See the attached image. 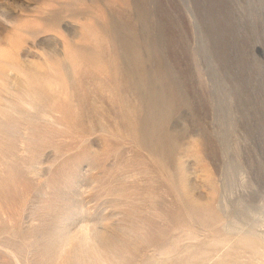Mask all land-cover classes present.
Wrapping results in <instances>:
<instances>
[{
    "label": "rangeland",
    "instance_id": "obj_1",
    "mask_svg": "<svg viewBox=\"0 0 264 264\" xmlns=\"http://www.w3.org/2000/svg\"><path fill=\"white\" fill-rule=\"evenodd\" d=\"M0 264H264V0H0Z\"/></svg>",
    "mask_w": 264,
    "mask_h": 264
},
{
    "label": "bare ground",
    "instance_id": "obj_2",
    "mask_svg": "<svg viewBox=\"0 0 264 264\" xmlns=\"http://www.w3.org/2000/svg\"><path fill=\"white\" fill-rule=\"evenodd\" d=\"M142 128V127H141ZM146 131V130H145ZM144 134H148V133H144ZM143 134V135H144ZM148 138V137H147ZM149 142V141H148ZM144 143V142H143ZM93 235V236H98L99 235V232L95 229V228H85L81 231V233L79 234L78 237H80V240L83 241L84 239L86 238H89L90 235ZM75 235V234H74ZM68 236V235H67ZM73 236V235H72ZM73 240V239H72Z\"/></svg>",
    "mask_w": 264,
    "mask_h": 264
}]
</instances>
